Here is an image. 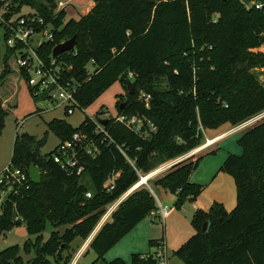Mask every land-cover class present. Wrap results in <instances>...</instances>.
Masks as SVG:
<instances>
[{"label": "trees", "instance_id": "16d2710c", "mask_svg": "<svg viewBox=\"0 0 264 264\" xmlns=\"http://www.w3.org/2000/svg\"><path fill=\"white\" fill-rule=\"evenodd\" d=\"M93 1L89 14L67 21L64 10L56 14V0H11L9 5L7 19L28 6L52 24L53 40L37 49L47 64L57 45L78 36L75 50L56 60L66 79L78 82L80 109L90 107L120 82L127 100L119 111L143 121L142 132L136 133L108 118L105 130L113 144L102 143L105 136L95 133L96 123L89 118L78 129L64 120L48 123L60 143L81 132L99 147L95 157L85 152L80 156L85 165L81 176L67 173L54 162L57 148L42 155L45 139L17 136L11 167L27 173L29 189L4 198L6 187L0 184V235L26 225L37 242L30 264H71L73 255L64 254L72 251V243L78 237L87 241L107 207L137 185L141 176L201 147L205 130L236 126L264 111V82L256 73L264 68L263 12L247 8L240 0ZM16 51L7 47L3 55L0 135L15 97L12 81L27 84L30 78L29 71L17 64ZM90 62L93 72L88 69ZM132 79L134 95L127 88ZM29 90L35 101H45L46 94L38 98L33 88ZM142 93L151 96L148 102L138 99ZM237 144L242 154L229 155L217 173L234 180L236 207L228 212L224 204L214 202L207 212L196 213V233L174 252L184 264H264V121L245 131ZM193 158L173 165L153 183L175 195L179 205L186 198L196 201L204 191L203 185L191 182V176L205 157ZM31 165L42 171L39 185L31 181ZM117 174L115 189L107 192L106 185ZM84 178L90 187L82 182ZM14 187L18 189L17 184ZM89 191L92 198L86 196ZM158 210L144 185L129 194L89 244L88 249L98 256L94 264H127L121 259L106 263L104 256L148 216H157ZM48 223L53 232L43 242ZM205 223L210 224L207 233ZM163 243V238L152 240L150 246L158 249ZM20 251L19 246L0 251V264H24ZM132 264L160 263L154 255L134 254Z\"/></svg>", "mask_w": 264, "mask_h": 264}, {"label": "rangeland", "instance_id": "374dc122", "mask_svg": "<svg viewBox=\"0 0 264 264\" xmlns=\"http://www.w3.org/2000/svg\"><path fill=\"white\" fill-rule=\"evenodd\" d=\"M6 1L8 4L11 3V0ZM71 1L72 2L63 9L67 13L65 21L71 18L79 20L81 16L89 14L95 7H91V0ZM31 12L35 13L36 11L28 6H24L14 19L18 18L20 15H26ZM216 18L217 17L215 16L214 19ZM4 35L5 28L3 25H0V71L3 70V55L7 48ZM260 51L264 53V46H262ZM88 69L93 72L95 69L93 62L89 63ZM256 73L259 79L264 82V68L258 69ZM131 82L134 83L133 79ZM11 86L13 89L12 92L15 93V97L11 100L12 107L8 110L2 134L0 135V173H3L12 165L11 160L17 136L27 134L36 137L39 140L45 139L46 142L41 153L42 155H48L60 144L59 138L49 130L48 123L55 119L64 120L74 129H78L87 118L94 121L105 120L108 118L116 119V117L122 115L119 111V105L125 103L127 100V90L124 88V84L117 82L97 98L90 107L77 109L72 116H68L64 107L53 109V106H48L45 102L35 101L30 93L28 83L26 84L21 81L18 82L14 79ZM141 95L138 99L143 101ZM101 111H103L104 114L98 115ZM229 129L230 126H223L215 133L210 130H205V138L201 147L205 146L208 140H214V135L219 133L226 134ZM242 134L227 135L216 141V143L214 142L213 145H210L192 155L194 157L193 159L196 160L200 157H207L211 152L216 151V155H210V157L205 160V164L200 166L192 174V178L197 184L204 186V191L194 202L186 198L182 201V204L179 205L177 203L178 198L175 195L155 188L153 183L163 174L152 177L147 183L142 184L152 192L157 203V199H159L163 206L169 209V215L165 219L161 218L160 210H158L156 212L157 216H148L142 221L139 228L131 232L127 238H123L117 246L104 256L105 262L110 263L116 259H121L127 264H132V256L134 254L154 255L156 248L150 246L151 239L163 238L164 241L166 240L168 246V262L171 264H184L174 256V252L196 233L193 226V220L196 213L198 211L207 212L214 202L212 200L215 193H218L216 198H219L220 192L225 195L223 203L226 205L227 211L231 212L236 206V186L232 177L227 174H219L214 181L212 180L229 155L242 154V150L237 144V140ZM223 135H221V137ZM179 159L180 158L171 160L165 164L172 163ZM148 174L150 173H147V175ZM142 177L145 178L146 176L144 175ZM82 182L90 187V182L87 178L82 179ZM225 197L228 198V200ZM109 220L110 219L108 218L107 221ZM63 230L64 229H60L61 232ZM52 232L53 227L48 223L43 234V242H46L50 238ZM26 243L27 246L24 251V245ZM85 243L86 240L78 237L71 245L72 251H68L64 254L66 257H68V255H73L71 264H74V262H76V264H94L97 261L98 256L93 249H87L77 260L76 256H78L79 250ZM12 246H19L21 250L19 255L24 264L32 263L35 257V247L37 246V242H35V237L30 235L26 225H16L10 231L0 235V251ZM96 264L104 263L99 261Z\"/></svg>", "mask_w": 264, "mask_h": 264}, {"label": "built area", "instance_id": "2783aa9c", "mask_svg": "<svg viewBox=\"0 0 264 264\" xmlns=\"http://www.w3.org/2000/svg\"><path fill=\"white\" fill-rule=\"evenodd\" d=\"M6 2V0H0V23L5 28V34L8 35L6 46L10 49L17 50V64L29 71V87L34 89V95L38 98H42L45 94L47 95L45 101L40 100L41 102L47 103L48 106H53V109L64 107L66 114L68 116H72L77 109H80L79 103L76 99V93L79 88L78 82L74 79H66L62 64H59L53 55L51 56L52 58L50 63L47 64L37 52V49L41 47V45L53 40L54 34L52 24L46 23V21L41 16L37 15L36 12L20 15L15 19L14 17L16 14H14L11 18L7 19L10 4ZM71 2V0H56V14L66 8ZM246 7L264 13V0H251L250 5ZM141 96L146 102H148L151 98L150 95L143 93ZM115 121L125 125L129 129H132L136 133L142 132L143 121L136 116L128 117L126 115H120L116 117ZM263 121L264 111L236 126H231L222 138L227 135H236L238 133L242 134L245 131L261 124ZM94 122L97 126L95 133L103 134L105 136L102 143L108 140L110 144H113L114 141L105 130V126L101 125L100 121ZM208 143L209 140L207 141V144ZM118 148L125 155L124 151L120 147ZM201 148L196 149L187 156L180 158L181 160L179 159L173 163L160 166L150 174L146 175V177L148 176L149 180L152 177L163 174L173 165L199 152ZM83 152L87 155L95 157L99 153V147L96 145L95 141L91 140L86 134L76 132L70 141L60 143L57 146V152L54 155V162L60 165L67 173L71 174L76 172L77 175L81 176L85 171V165L82 164L80 160V156ZM118 177L119 174L113 176L108 182L106 185L107 192H111L115 189L116 179ZM142 181L143 177L141 176V182L131 188L119 200L107 207V211L102 218V222H106L108 218H111L112 214L117 210L119 205L127 198V196L141 186ZM147 181L145 183H147ZM0 184H3L6 187V190L3 193V197L5 198L13 192L14 194H19L22 188L29 189V176L25 171L10 166L3 173H1ZM15 184L18 185V189L14 187ZM86 196L88 198H92L93 193L89 191ZM157 200L160 209V216L165 219L169 215V209L164 207L159 199ZM81 254L82 252L79 251L78 256H76L77 260ZM154 256L160 264H169L167 260L168 252L165 242L160 248L156 249ZM74 264H76V262H74Z\"/></svg>", "mask_w": 264, "mask_h": 264}, {"label": "water", "instance_id": "95a60500", "mask_svg": "<svg viewBox=\"0 0 264 264\" xmlns=\"http://www.w3.org/2000/svg\"><path fill=\"white\" fill-rule=\"evenodd\" d=\"M223 1H228V0H223ZM245 6H249L251 0H240ZM77 39L78 36L75 35L74 37H72L71 39L60 43L59 45H57L54 49H53V57L54 58H59L60 56H62L65 53H68L70 51L75 50L76 46H77ZM128 88V92L131 95H134L136 93V84L129 82L127 85ZM126 106L125 103H122L120 105L121 109H124ZM101 125L106 126L108 123V120H100ZM29 175L31 178L32 183L39 185L42 182V171L39 167H36L34 165H31L30 169H29ZM148 176L145 177V181H142V184H145V182L148 180ZM210 228V224L209 223H205L203 226V232L207 233L209 231Z\"/></svg>", "mask_w": 264, "mask_h": 264}, {"label": "crops", "instance_id": "0c3cea01", "mask_svg": "<svg viewBox=\"0 0 264 264\" xmlns=\"http://www.w3.org/2000/svg\"><path fill=\"white\" fill-rule=\"evenodd\" d=\"M91 7H94L95 6V3H94V1L93 0H91ZM224 126H227V127H229L230 126V128H231V125L230 124H226V125H224ZM223 127V126H222ZM221 129V127L219 128V130ZM218 129L217 130H210L211 132H217V131H219ZM224 133H219V134H216V135H214V137H213V139H217V138H219L221 135H223ZM222 139V138H221ZM223 142V141H222ZM210 156H207V157H205L203 160H202V162H201V164H200V166H203L204 164H205V160L207 159V158H209ZM181 160V159H180ZM173 163V162H172ZM169 164V163H168ZM164 165H166V164H164ZM199 166V167H200ZM219 174H224V173H219ZM219 174H216L215 175V177H213V180L212 181H214L216 178H217V176L219 175ZM191 182L192 183H197L193 178H192V176H191ZM216 195H218V193H215V195H214V197H213V200L212 201H214V202H218V203H221V204H224L223 203V201H224V194L222 193V192H220V196H219V198H216ZM226 198V197H225ZM227 200H228V198H226ZM237 199V198H236ZM213 202V203H214ZM236 204H237V200H236ZM224 206H225V208H226V210H227V207H226V205L224 204ZM236 207V206H235ZM235 209V208H234ZM233 209V210H234ZM232 210V211H233ZM231 211V212H232ZM229 212V211H228ZM103 223L104 222H102V223H100L99 225H98V227L96 228V230L94 231V233L92 234V236L86 241V243L82 246V248L79 250V251H81L82 253L83 252H85L87 249H88V246H89V244L91 243V241H92V239L95 237V235L98 233V231L101 229V227L103 226ZM142 224V222L136 227V228H134V230H136L137 228H139V226ZM144 226V225H143ZM148 229V228H147ZM134 230H132L131 232H133ZM130 232V233H131ZM129 233V234H130ZM129 234L125 237V238H127L128 236H129ZM137 236V235H136ZM135 238V237H134ZM123 240V239H122ZM152 240H160V238H154V239H151V241ZM165 242V245H166V249H167V252H168V246H167V243H166V240L164 241ZM117 246V245H116ZM144 255V254H143ZM171 264V263H170Z\"/></svg>", "mask_w": 264, "mask_h": 264}, {"label": "bare ground", "instance_id": "6f19581e", "mask_svg": "<svg viewBox=\"0 0 264 264\" xmlns=\"http://www.w3.org/2000/svg\"><path fill=\"white\" fill-rule=\"evenodd\" d=\"M221 138H222V137H220V138H218V139H215V140H209V143H208L205 147H207V146H209V145H213L214 142L216 143V141L220 140ZM205 147H203V148H205ZM203 148H201V150H202ZM145 180H146V179L143 178V181H145Z\"/></svg>", "mask_w": 264, "mask_h": 264}]
</instances>
